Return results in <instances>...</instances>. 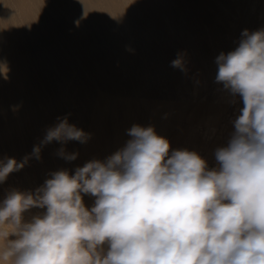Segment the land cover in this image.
<instances>
[{
    "label": "bare ground",
    "instance_id": "6f19581e",
    "mask_svg": "<svg viewBox=\"0 0 264 264\" xmlns=\"http://www.w3.org/2000/svg\"><path fill=\"white\" fill-rule=\"evenodd\" d=\"M261 3L0 0V166L8 159L20 164L28 157L23 168L0 182V206L14 191L36 194L54 172L74 175L89 161H105L131 139L127 132L133 125L151 126L168 138L187 124L181 134L187 136L188 151L205 145L218 166L216 147L227 145L234 129L226 125L237 118L243 102L216 82V58L239 46L250 19L264 13ZM179 56L183 70L172 66ZM198 79L204 81L201 88L190 89V80ZM178 95L189 98L184 109L180 104L169 106L168 98ZM141 96L143 102L167 98L169 104L141 102L144 112L139 109L140 115L132 116L137 103L125 98ZM156 105H163V112ZM64 118L90 134L87 142L70 140L62 145L54 140L42 145L47 131ZM216 120L225 130L214 131ZM173 139L175 146L178 141ZM34 146L41 147L39 159L32 155ZM62 147L68 154L77 153L76 159L58 155ZM81 195L90 210L96 197ZM45 212L46 208L31 207L22 220L29 223ZM16 238L10 235L8 240ZM6 244L0 238V250Z\"/></svg>",
    "mask_w": 264,
    "mask_h": 264
},
{
    "label": "clouds",
    "instance_id": "9594fccd",
    "mask_svg": "<svg viewBox=\"0 0 264 264\" xmlns=\"http://www.w3.org/2000/svg\"><path fill=\"white\" fill-rule=\"evenodd\" d=\"M241 35L235 50L216 58V82L243 102L227 145L215 150L218 168L193 151L169 155L153 127L133 125L131 139L105 161L74 175L54 172L36 194L8 195L0 226L12 231L0 230L7 241L0 264H264V30ZM172 66L183 70V57ZM89 138L64 118L41 144ZM40 151L34 146L32 155ZM58 155L78 154L62 147ZM27 159H8L0 182ZM81 193L96 197L90 210ZM31 207L46 212L24 223Z\"/></svg>",
    "mask_w": 264,
    "mask_h": 264
},
{
    "label": "rangeland",
    "instance_id": "374dc122",
    "mask_svg": "<svg viewBox=\"0 0 264 264\" xmlns=\"http://www.w3.org/2000/svg\"><path fill=\"white\" fill-rule=\"evenodd\" d=\"M259 1H262V3H261V6L263 7L264 6V0H259ZM252 18V17H251ZM258 19V20H257ZM253 22H254V24H253ZM260 23H261V25H260ZM255 25V26H254ZM258 28H260V29H258ZM264 29V13H260V14H258L255 18H252V19H250V27H249V29L248 30H250V33L251 32H255V31H258V30H262V28ZM251 28V29H250ZM198 81V82H197ZM190 82H192V83H190ZM190 82H189V84H188V86H190V87H192V88H190V89H193V90H198V89H200L201 88V86H202V84H204L203 82V80L202 79H198V80H196V81H193V80H190ZM193 82H197L198 84H196V85H198V87L197 86H195V84L193 83ZM200 87V88H199ZM197 88V89H196ZM232 95V94H231ZM188 97V96H187ZM187 97H185V96H183V95H178V96H174V98H172V99H170V98H168L169 100H167V98H166V100L170 103H168V102H166V100L164 99V98H158L159 99V102L160 103H158V100H155V99H151L150 101H148L149 99L148 98H145V99H147V100H144V102H143V100L141 101L140 99L141 98H143L142 96L141 97H139V98H135V97H127V98H125L126 100L128 99V100H133V102L131 103L132 105H134L133 103H137V105H136V103H135V109H136V107H139V108H137L136 109V111H135V109L134 108H132L133 109V111L131 112L132 113V116H139L140 115V111H139V109L140 110H142L143 108H141V107H143V105H142V103H149L150 102V105H152L151 103H153V105L155 106V104L157 103V104H162L163 102H165V103H168L169 104V106L170 105H173V106H176V107H179L180 105V109L181 108H183L184 109V107H186V105H188V103H189V98H187ZM157 99V98H156ZM182 99H183V101H182ZM153 100V101H152ZM160 100H164L163 102H161ZM185 100V101H184ZM187 101V102H186ZM127 102V101H126ZM142 102V103H141ZM141 103V104H140ZM182 103V104H181ZM128 104H130V102L128 103ZM178 104H180L179 106H178ZM184 104H186V105H184ZM183 105V106H182ZM156 107H158L157 105H156ZM155 107V108H156ZM161 107V108H160ZM158 108H160L161 110L162 109H164V106L162 105V106H160L159 105V107ZM158 108H156V110H159ZM143 112H144V110H142ZM137 112V113H136ZM142 112V113H143ZM162 112H163V110H162ZM167 113L165 112V115H163V116H167L166 115ZM235 120V119H234ZM234 120H232V122L230 123V124H227L226 125V127H227V129L228 128H230V129H234V125H233V122H234ZM217 121V120H216ZM215 121V123L214 124H216L215 126V128H214V131L215 132H217L218 131V129H222V125H221V122L219 121H217L216 122ZM217 124H218V126H217ZM221 126H220V125ZM232 124V125H231ZM230 126V127H229ZM231 126L233 127V128H231ZM187 127V124H185L184 126H183V128L180 130H178V131H180V133L178 132V134L176 133H174V132H172L169 136H168V138H166L167 140H172V138H175V139H177V141L179 142H175L176 140L175 139H173V143L175 142L176 144H175V146H174V144H172V142L170 141V146H172V147H174L173 149L174 150H189L190 148V146H188L189 144H188V139H187V136L186 135H182L181 133H183V134H185V132L183 131V129H185ZM221 127V128H220ZM224 128V130H225V127H223ZM177 132V131H176ZM173 134V135H172ZM176 135H178V136H176ZM172 136V137H171ZM173 136H175V137H173ZM180 137V138H179ZM187 142H186V141ZM183 142V143H182ZM186 143H187V145H186ZM182 144H184L183 146L184 147H182L181 145ZM178 145V146H177ZM203 146V147H202ZM201 147L199 146H197L196 147V150L194 151V152H196L201 158H203L204 160H206V162H207V167H208V169L209 170H211V169H214V168H217L218 166H217V164H214V161H213V159H212V157H208V153L206 154V152H207V148H206V146L205 145H202ZM220 146V145H219ZM219 146H218V148H219ZM181 147V148H180ZM188 148V149H187ZM198 148H201V150H199ZM172 148H170V150H173ZM199 151H198V150ZM205 149V150H204ZM216 149H217V147H216ZM109 151H111L110 150V148L108 149ZM173 150V151H174ZM201 151V152H200ZM206 151V152H205ZM170 152H172V151H170ZM199 152V153H198ZM207 156V157H206ZM208 159V160H207ZM210 159H211V161H210Z\"/></svg>",
    "mask_w": 264,
    "mask_h": 264
}]
</instances>
